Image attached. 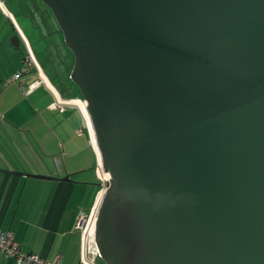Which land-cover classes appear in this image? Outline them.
Returning a JSON list of instances; mask_svg holds the SVG:
<instances>
[{"label": "water", "instance_id": "1", "mask_svg": "<svg viewBox=\"0 0 264 264\" xmlns=\"http://www.w3.org/2000/svg\"><path fill=\"white\" fill-rule=\"evenodd\" d=\"M40 1L109 174L103 263L264 264V0Z\"/></svg>", "mask_w": 264, "mask_h": 264}, {"label": "crops", "instance_id": "2", "mask_svg": "<svg viewBox=\"0 0 264 264\" xmlns=\"http://www.w3.org/2000/svg\"><path fill=\"white\" fill-rule=\"evenodd\" d=\"M7 1L10 0H0L2 18L6 21L2 25L0 20V68L3 61L12 58L10 75L20 68L21 60L24 61L28 52L33 55L34 46L39 51L43 49L41 42H47V36H54L53 47H63L65 44L50 10L40 0H31L33 11L38 14L36 19L16 17L9 13L4 7ZM40 24L48 25L49 32H41ZM23 51H27L26 55ZM33 58L36 61L34 55ZM39 67L40 71L31 65L22 83L38 79L41 84L29 94H24L31 97L34 109L36 105L43 110V122L60 139L61 150L59 154L56 153L49 143L43 146L45 159L41 160L38 150L34 149L33 137L29 143L24 140L27 133L33 134L32 130H0V231H12L24 250L38 253L48 260L59 255V264H80V233L74 224L77 214L87 213L97 197L99 188L91 195L87 209L82 207L81 202L88 191L86 171L93 167L95 172L98 157L91 142L90 125L84 110L68 102L71 98H81L78 89L69 78L60 81L56 75L50 77ZM8 93L11 94L0 95V124L18 128L14 118L9 122L2 119V112L10 114L17 106L6 109ZM54 100L65 105V110L59 114L67 119L59 124L52 115L56 110L48 108ZM71 129L73 136L69 132ZM85 132L87 142L81 138ZM35 160L40 161L35 163ZM28 174L49 178H35ZM66 175L69 180H64ZM0 264L13 262L0 253Z\"/></svg>", "mask_w": 264, "mask_h": 264}, {"label": "rangeland", "instance_id": "3", "mask_svg": "<svg viewBox=\"0 0 264 264\" xmlns=\"http://www.w3.org/2000/svg\"><path fill=\"white\" fill-rule=\"evenodd\" d=\"M35 2H38V1L35 0ZM26 3L30 5V7L27 6ZM31 5H32L31 0H19V1L10 0V1H7L6 4H4V7L9 13H13L16 17L36 19L38 14L33 11V7ZM2 13L3 12L1 11V8H0V20H2V25H5L6 21L5 19L2 18V15H3ZM40 27H41V32H44L45 30H47L46 32H49L48 25L46 26L44 24L43 26V24H40ZM58 36H59V33H58ZM46 41L47 42H43L42 40L41 43L43 45L42 46L43 49L40 51L37 50V46L33 47L32 51H33V55L36 61L38 62L39 66H41L43 71L48 76L52 77V75H56V77L60 81L67 80L69 78V73H70V70L73 64V56L70 50L65 45L63 47L62 46L56 47L54 45L53 47V42L55 41L54 36H51V37L47 36ZM23 53L24 55H26L27 51L26 52L23 51ZM12 61H13L12 58H9L7 61H3L2 66L0 68V95H2L3 93L11 92V94L8 93V95L6 96L8 97L7 102H6L7 110L12 109V107L15 105L17 106H16V109L12 110L10 114H5V112H2L3 114L2 119L3 121L5 120L9 122L10 120H13L14 118L13 121L17 123L16 125L18 128H14V127L12 128L10 127V125L6 123H2L0 124L1 125L0 130H3V129L5 130H32L33 134L29 135V133H27L24 136V140L26 141V143H29V141L33 137L34 139L33 144L35 145L34 149L38 150L37 154L40 155L41 160L45 159V152L43 150V146L49 143L51 146L52 145L54 146L56 153L59 154L61 150V148L59 147V143H61L60 139L53 134V132L51 131L53 130L52 128H49L44 124L43 119H42L43 110L41 111V108H39V106L37 107L36 105L34 106L36 107L34 109L33 105H31V102H30L31 97L29 98V96L28 97L25 96L24 91L21 90L19 87L20 82H22L23 77L26 75H22L20 79L11 81L6 84V80H8L13 75V73L10 75L8 73L10 72V68L13 67ZM22 64H23V61L21 60L20 67L22 66ZM27 69H29V67H27ZM23 101H25V105ZM21 102L22 104H19ZM52 115H54V117L57 119L58 124L60 122L62 123V121L67 119V117L65 118L62 114H59V112L57 111H54ZM72 129L69 130V132L71 133V136H73ZM83 134L84 135L81 138L83 142L84 140L87 142L86 132ZM86 153L89 154L88 152ZM39 161L37 162V160H35L33 162L39 163ZM90 163L91 161L89 160V164ZM86 174H87V179L85 181L88 182V191L86 195L87 199L84 198L81 202L82 207H85V209H87V207L89 206V199L91 195L93 194L96 188H99V183L96 181L94 168L92 167L89 170H87ZM96 263L104 264L103 261L99 257L96 259Z\"/></svg>", "mask_w": 264, "mask_h": 264}, {"label": "built area", "instance_id": "4", "mask_svg": "<svg viewBox=\"0 0 264 264\" xmlns=\"http://www.w3.org/2000/svg\"><path fill=\"white\" fill-rule=\"evenodd\" d=\"M3 9V8H2ZM8 15L7 11H4ZM31 65L35 66L37 70L40 69L37 62L34 60L31 52H28L27 56L24 58L23 64L8 80L6 84L20 79L22 75L27 72V67ZM40 71V70H39ZM41 84V80L35 79L27 82L26 84L20 82L19 87L24 91L25 94H29L35 88ZM71 104L79 105L83 110V102L81 98H71L68 99ZM51 110H56L58 112H63L65 110L64 103H59L57 100L51 102L48 106ZM91 131V128H90ZM91 142L93 144L92 131ZM97 153V163L95 166V174L99 183V191L95 199L94 204L87 213H78L75 219L74 227L78 229L80 233V243H79V263L80 264H97L96 259L98 258V250L96 247L94 239L95 231V221L97 218V207L102 193L104 192L106 185L109 181V174L104 172L100 163L98 152ZM0 253L5 257L9 258L13 264H59V255H56L53 260H48L44 256L34 253L28 250H24L20 244L16 241L14 233L10 230L0 231Z\"/></svg>", "mask_w": 264, "mask_h": 264}, {"label": "bare ground", "instance_id": "5", "mask_svg": "<svg viewBox=\"0 0 264 264\" xmlns=\"http://www.w3.org/2000/svg\"><path fill=\"white\" fill-rule=\"evenodd\" d=\"M84 112H85V110H84ZM85 114H86V112H85ZM86 116H87V114H86ZM87 118H88V116H87ZM92 137H93V134H92ZM93 144H94V147L96 148V144H95V141H94V137H93ZM96 150H97V148H96Z\"/></svg>", "mask_w": 264, "mask_h": 264}]
</instances>
